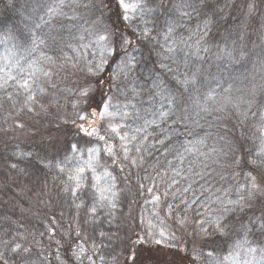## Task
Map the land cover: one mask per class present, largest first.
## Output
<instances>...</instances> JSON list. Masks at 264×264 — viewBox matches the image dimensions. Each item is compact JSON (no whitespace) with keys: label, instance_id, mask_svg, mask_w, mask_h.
<instances>
[{"label":"snow or ice","instance_id":"1","mask_svg":"<svg viewBox=\"0 0 264 264\" xmlns=\"http://www.w3.org/2000/svg\"><path fill=\"white\" fill-rule=\"evenodd\" d=\"M116 3L117 10L113 11L112 0H50L43 6L44 14L39 17V22H34L32 28L28 29L27 35H21L20 38L25 42L23 54L20 56L13 54L14 63L10 62V67L5 66L8 70L0 68V93L3 94L0 96V105L11 102L14 108L20 107L21 111L28 112H33L37 108L44 110L42 100L48 94L47 87L56 88L53 77L58 76L60 71L71 68L86 73L89 78L88 83L78 89V101L74 107L79 110L77 119L72 123L78 129L76 135L94 137L99 146L82 148L79 140L71 144V151L79 153L83 163L75 167L62 188L63 195L69 198L72 206L77 210V216L81 209H85L86 214L95 217L98 209L115 208L118 195L115 184L117 178L109 168L115 166L120 172H124L126 168H142L146 153L152 155L153 159L163 155L166 160L169 155H174L178 164L174 165L171 160H167V168L161 167L156 171L155 176L145 175L143 179L151 182L146 189L145 185L139 182L138 177L136 185L138 190L141 192L146 190L152 196L151 202L154 204H160L162 197L166 202L169 190H172L171 195L175 199L177 195L175 186L182 180H188L183 168L188 158L185 153L188 156L195 155L197 159L200 156L209 159L213 154L216 156L221 154V150L208 146L205 138L195 142L189 140L187 144L180 143L177 148L175 141L182 135L179 129L187 130L190 121L199 126L198 120L192 115L193 111L196 117H201V113L209 117L215 115L217 121H221L228 113H234L237 114L238 119L243 118L241 124L249 113L254 117L258 115L251 113L252 103L255 100L254 89L252 100L244 101L239 98L234 100L231 95L232 83H228L222 76L213 77L212 83L215 87H212L205 78L202 66H197L202 59L200 53L210 51V48L201 41L212 36L216 11L212 8L211 0H116ZM254 7V4H250L249 11L251 12ZM78 8L93 14L99 13V16L91 22L83 21V16L76 11ZM194 17L202 18L201 23L197 24L200 39L197 40L196 50L187 52L185 48L190 47L188 40L179 33L187 30V22H191ZM65 21L68 23L66 24ZM81 21L89 24V27H83ZM125 30L130 35L126 34ZM89 37L91 39L88 43H82ZM136 41L152 44L148 50L149 55L155 52L158 59L153 62L151 68L146 69L144 75L132 81L130 88L127 84L122 87L118 81L127 80L136 68V57L128 52ZM233 43L235 44V41ZM90 48L98 49V61L96 54L93 53V59L81 66V58L74 59L66 55V49L76 52ZM220 51L233 63H240L245 58L242 50L239 55H234L236 49H229L227 45ZM110 61L115 63V70L109 74V79L114 81L115 88L126 95L127 102L113 103L112 97L101 93L102 99L93 104L94 93L102 89L105 84L104 73L111 66ZM92 80H95V86ZM138 81H143V84ZM206 84L208 86L202 92L201 87ZM261 93L264 94V86L261 87ZM141 96L147 97V100L141 101L139 99ZM133 100L136 103H133ZM145 103L147 107H144ZM242 103L248 105L247 112L241 109ZM89 109H91L90 116L85 115ZM259 115L261 123L255 128V133H258L261 143L255 153L243 148L241 142L243 135L240 139L234 138V145L229 144L230 165L241 168L248 166V179L246 184L238 189V198L229 201L232 207L225 206L215 220L205 219L200 222L203 242L207 245H215L220 238L230 236L234 227L231 216H235L238 211L252 206L254 201L261 202L264 207V112ZM77 120L80 123H77ZM210 135V133L205 134L206 137ZM153 139L155 143H152ZM85 143L91 145L92 142L86 140ZM197 145L208 148V151L201 152ZM149 149L154 150L155 155ZM180 149H183V152ZM67 159L65 157V160ZM195 162V160L189 162L188 171L201 176V173L193 167ZM159 163L157 160V164ZM12 167L15 168L16 165ZM57 167L59 171H65L62 164H57ZM155 167L153 165L154 169ZM204 167L207 168V164ZM98 169L102 170L103 177L110 178L105 181V186H101L100 183L103 177L96 174ZM89 172L93 174L91 178L87 175ZM130 176L131 172L125 179L128 180ZM203 178L201 176V179ZM157 180L164 183L163 192L159 191ZM179 191L181 195L192 191V184L188 183ZM193 195L192 203L198 202L199 197L195 196V193ZM182 203L185 207L188 206V201L183 200ZM172 207L171 204H167L169 210ZM186 222V217L176 220L181 227ZM249 223L251 227L240 222L244 234L243 241L234 242L233 252L225 257L226 260L232 259L233 264H249L247 260L240 259V250L244 245H247V252L264 250L252 246L251 240L248 239V234L253 228H258L260 233L258 242L264 245V213L259 218L251 219ZM206 224L210 225V228H206ZM56 231L54 226L47 229V233L58 245L56 259L60 261L59 252L63 244L55 239ZM73 231L76 239L80 238V231L70 229L65 234L68 240H71ZM160 236H164L163 231L160 232ZM0 243L3 245V250H0V264H35L32 259L33 249L26 243L15 238ZM156 243L159 244L161 241L157 240ZM68 246L71 252V256L66 257L68 264H71L73 259L78 264H83L85 259L89 264H95V260L91 255H87L83 246L76 244L73 247L72 243ZM212 254L211 251L208 253L209 256Z\"/></svg>","mask_w":264,"mask_h":264},{"label":"trees","instance_id":"2","mask_svg":"<svg viewBox=\"0 0 264 264\" xmlns=\"http://www.w3.org/2000/svg\"><path fill=\"white\" fill-rule=\"evenodd\" d=\"M49 2L50 0H0V68H5L6 65L10 67V62L14 63L13 54L16 56L23 54L25 42L20 37L22 34H28V29L32 28L34 22H39V17L44 14L43 6ZM250 4L255 5L251 12L249 11ZM211 5L216 11L212 36L201 41L210 48V51L200 53L202 59L197 66H202L205 78L212 87H215L212 83L213 77L222 76L228 83H232L231 95L234 100L237 98L244 101L252 100L254 89L255 100L252 103L251 113H258V115L254 117L249 113L241 124L243 118L238 119L237 114L234 113H228L221 121H217L215 115L209 117L201 113L203 117L201 118L196 117L193 111L192 115L195 120H198L199 126L190 121L187 130L179 129L182 135L175 141L177 148L180 143L187 144L189 140L195 142L200 138H205L208 146L221 150L219 156L213 154L209 159L203 156L197 159L195 155L188 156L185 153L188 158L183 168L188 180H182L179 185L175 186L174 190L177 192L175 199L172 198V190H169L166 202L163 197L161 201L160 213L162 215L164 213L162 209H167V204H171L174 219L186 217L187 221L197 224L199 232L197 235L201 237L200 222L205 219L215 220L225 206L232 207L229 201L238 198V189L245 185L248 179V166L241 168L230 165L229 144L234 145V138L240 139L243 135L241 141L243 148L255 153L261 143L258 133H255V128L261 123L259 113L264 112V103H259V101H264V94L261 93V87L264 86V0H211ZM111 8L113 11L117 10L116 0H112ZM76 11L83 16V21L91 22L99 16V13L93 14L83 8H78ZM83 21H81L82 26L89 27V24ZM201 21L202 18L194 17L191 22H187V30L179 33L188 40L190 47L185 48L187 52L196 50L197 40L200 39L197 24ZM65 23L68 22L65 21ZM125 31L130 35L127 30ZM89 39L91 37L82 43H88ZM217 45L220 47L218 48ZM225 45L229 49H236L234 55H239L242 50L245 53L244 60L240 63H233L224 56L220 49ZM151 47L152 44L136 41L128 49L129 54L136 57V68L127 80L118 81L122 87L127 84L130 88L132 81L138 80L145 74L146 69L151 68L153 62L157 61L155 52L149 55L148 50ZM134 49L138 50L134 51ZM93 53L96 54L98 61L99 51L96 48L76 52L66 49L67 56L74 59L81 58V66L93 59ZM109 63L111 66L104 73L105 84L102 89L94 93L93 104L102 99L101 93L112 97L113 103L127 102L126 95L115 88L114 81L109 79V74L115 70V63L112 61ZM5 70L8 69L5 68ZM57 70H59L58 66ZM13 74H15L14 69ZM88 81L86 73L69 68L53 77L56 88L46 85L48 94L42 100L44 110L37 108L33 112L21 111L20 107L14 108L11 102L0 105V242L15 238L17 241L26 243L33 249L32 259L35 264H68L66 257L71 254L69 243H72L73 247L80 244L87 254L95 255L98 261L96 264L116 262L121 256L130 257L128 253L136 246L139 252L141 249L140 245L135 243V232L127 225V222L129 221L132 225L135 219L134 213L141 211L156 226H159V221L153 213L151 195L146 190L143 192L138 190L137 178H140L139 182L143 183L146 189L151 182L143 179L145 175L155 176L156 171H159L161 167L167 168V160H171L174 165L178 164L174 155H169L166 160L163 155L153 159L152 155L146 153L142 168H126L124 172H120L119 168L110 167L109 170L116 176V181L123 187L119 189V199L115 202L118 212L113 214L105 207L98 209L97 215L91 217V214H86L85 209H81L77 216V210L72 206L69 198L63 195L62 188L75 167L83 163L79 153L71 151V144L79 140L82 148L99 146L94 137L86 138L76 135L78 129L72 123L77 119L79 110L74 107L78 101V89L85 86ZM138 82L143 84V81ZM92 83L95 86V80H92ZM207 86L206 84L201 87V91H205ZM2 95L0 93V96ZM139 99L146 101L147 97L141 96ZM133 103L136 101L133 100ZM144 107H147L146 103ZM241 109L247 112L248 105L242 103ZM90 112L91 109L85 115L90 116ZM77 123L80 121L77 120ZM21 124L23 127H19ZM189 133L192 134L189 135ZM206 133L211 135L206 137ZM86 140H91V145L86 144ZM152 143H155L154 139ZM197 147L201 152L208 151L206 147L200 145ZM149 151L155 155L154 150L149 149ZM180 151L183 152V149ZM193 151L195 152V149ZM65 157L68 159L65 160ZM193 160L196 161L193 167L201 173L203 179L188 171L189 162ZM216 160L219 162L215 163ZM14 164L15 168L12 167ZM46 164L49 166H45ZM57 164H62L65 171H59ZM205 164L207 168L204 167ZM153 165L156 166L155 169ZM129 172L131 176L126 180L125 177ZM101 173L102 170L98 169L96 174ZM169 173L171 174V169ZM87 175L89 177L92 173L89 172ZM157 182L159 191L163 192L164 183L159 180ZM188 183L192 184V191L181 195L179 189ZM193 193L199 197L196 203H192ZM183 200L188 201L187 207L182 203ZM131 208L133 212L128 215ZM262 213H264L262 203L254 201L252 206L238 211L235 216L229 214L234 224L230 236L220 238L215 245L205 244L202 237L194 255L191 252L188 256L189 261L192 264H231L225 257L233 252L234 242L243 241L244 234L243 229L240 228V222L249 224L251 227L250 220L259 218ZM52 226L57 230L55 239L63 244L59 252L60 261L56 259L58 245L47 233V229ZM205 227L210 228V225L206 224ZM70 229L80 231V238L76 239L73 231L71 240H68L65 234ZM248 239L251 240L252 246L264 249V245L258 242L260 239L258 228H253L248 234ZM246 249L247 245H244L240 254L245 253ZM0 250H3L2 243H0ZM210 251L213 252L211 256L208 255ZM198 252L201 254L197 255ZM71 264H78V262L73 259ZM83 264L86 262L83 261ZM121 264L155 263L136 262L135 259L129 263V260L125 259ZM160 264L164 263L160 261Z\"/></svg>","mask_w":264,"mask_h":264},{"label":"rangeland","instance_id":"3","mask_svg":"<svg viewBox=\"0 0 264 264\" xmlns=\"http://www.w3.org/2000/svg\"><path fill=\"white\" fill-rule=\"evenodd\" d=\"M92 175L89 176V178H91ZM98 175H101L103 177V172ZM108 179L110 178L103 177L100 182L101 186H105V181ZM92 182L95 183V181ZM115 184L118 193L119 189H122L123 187L117 181H115ZM117 199H119V193L117 195ZM151 205L153 208V213L157 216V219L159 221V226L153 224L148 216L146 214L144 215L142 211L140 213H134L135 219L132 221L133 226L129 221L127 222V225L133 228L135 232L134 238H136L135 243H138L140 245L141 250L138 252V248L136 246L132 251L128 253V255H131L130 257L127 255L121 256L116 262H110L106 264H121V262L125 259H128L129 263H132V260L135 259L136 262L151 261L155 264H160V261L164 264H192L189 261L188 256L191 254V252L192 255H194V253L198 249L197 245L199 244L200 239H202L200 235H197L199 234L197 228L198 225L187 221L181 227L176 223L171 210H169L168 208L162 209L164 212L162 215L160 213L161 203L154 204L153 202H151ZM107 209H110V212L113 214L118 212L116 207ZM132 212L133 209L131 208L127 214L129 215ZM161 231H163L164 233L163 237L160 236ZM173 236L175 237L174 239L172 238ZM157 240H160L161 243L157 244ZM178 246L180 247L177 248ZM257 248L263 249L260 247ZM69 256H71V254ZM91 256L95 260L96 264L98 261L95 259V255ZM240 259L247 260L249 264H264V250H258L255 253L247 251H245V253L242 252V254H240ZM84 261L86 262V264H89V261L87 259H85ZM229 261L231 262V264H233L232 259H229Z\"/></svg>","mask_w":264,"mask_h":264}]
</instances>
